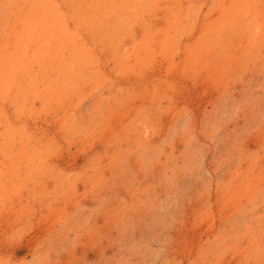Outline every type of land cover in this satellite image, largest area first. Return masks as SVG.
Returning <instances> with one entry per match:
<instances>
[{
	"label": "rangeland",
	"instance_id": "374dc122",
	"mask_svg": "<svg viewBox=\"0 0 264 264\" xmlns=\"http://www.w3.org/2000/svg\"><path fill=\"white\" fill-rule=\"evenodd\" d=\"M0 89V264H264V0H0Z\"/></svg>",
	"mask_w": 264,
	"mask_h": 264
},
{
	"label": "bare ground",
	"instance_id": "6f19581e",
	"mask_svg": "<svg viewBox=\"0 0 264 264\" xmlns=\"http://www.w3.org/2000/svg\"><path fill=\"white\" fill-rule=\"evenodd\" d=\"M75 1V0H74ZM82 1V0H81ZM157 1V0H156ZM166 1V0H165ZM232 1V0H231ZM79 5V4H78ZM167 5V4H166ZM217 6V5H216ZM154 7V6H153ZM164 7V6H163ZM137 11V10H136ZM240 11V10H239ZM240 13V12H239ZM101 14V13H100ZM58 15V14H57ZM99 16V15H98ZM220 17V16H219ZM213 19V18H212ZM227 19V18H226ZM227 21V20H226ZM116 22V21H115ZM203 25V24H202ZM89 26V25H88ZM155 27V26H154ZM168 27V26H167ZM90 29V28H89ZM156 30V28H155ZM194 30V29H193ZM167 33V32H166ZM209 33V32H208ZM91 36V35H90ZM147 36V35H146ZM146 43V42H145ZM21 53V52H20ZM29 54V53H28ZM45 54V53H44ZM44 56V55H43ZM91 62V61H90ZM72 63V62H71ZM28 71V70H27ZM136 73V72H135ZM42 83V82H41ZM43 84V83H42ZM44 87V86H43ZM46 88V87H45ZM1 90V89H0ZM13 136V135H12Z\"/></svg>",
	"mask_w": 264,
	"mask_h": 264
}]
</instances>
